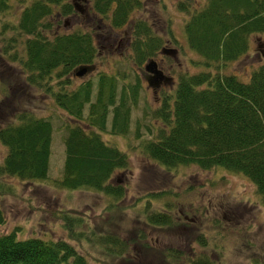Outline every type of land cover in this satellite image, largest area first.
<instances>
[{"label": "trees", "instance_id": "obj_1", "mask_svg": "<svg viewBox=\"0 0 264 264\" xmlns=\"http://www.w3.org/2000/svg\"><path fill=\"white\" fill-rule=\"evenodd\" d=\"M61 1L34 0L21 9L16 23L0 20V34L12 33L2 45L0 76L5 74L4 63L13 61L16 68L15 77H0V143L5 148L0 176L27 180L46 175L51 123L24 106L33 93L40 92L41 98H53L74 122L65 124L62 174L56 184L72 190L89 188L119 200L123 187L111 177L117 169L127 168L128 157L105 143L97 131L105 130L109 111L110 131H126L129 106L136 103L139 85H123L117 91L116 76L107 74L97 80L93 99L89 80L69 88L76 78L74 68L90 64L98 56V48L89 32H55V20L47 17ZM189 5V0L175 2L177 10L188 13L182 25L186 44L200 57L198 64L208 70L179 77L171 106L167 107L166 101L156 111L167 129L159 131L156 140L146 141L144 151L164 168L194 164L202 169L218 166L239 172L254 184L264 201V61L251 71L247 81L218 70L247 53L251 35L264 37V0H202L201 6L193 9ZM8 7L9 0H0V13ZM60 7L63 14L71 10L68 3ZM138 7L140 0H93L96 14L118 28ZM154 34L146 19H133L130 61L134 65H140L159 47L161 41ZM16 40L19 48L15 49ZM212 67L218 71L211 73ZM4 219L0 206V225ZM78 220L62 216L66 233L80 237L82 232L73 226ZM146 222L148 226L167 227L171 219L154 212ZM109 239L106 236L107 242ZM197 244L204 247L203 238L197 239ZM209 262L200 258L190 261ZM0 264L87 262L66 240L18 239L10 231L0 234Z\"/></svg>", "mask_w": 264, "mask_h": 264}, {"label": "rangeland", "instance_id": "obj_2", "mask_svg": "<svg viewBox=\"0 0 264 264\" xmlns=\"http://www.w3.org/2000/svg\"><path fill=\"white\" fill-rule=\"evenodd\" d=\"M32 1L9 0V7L0 13V20L16 23L21 9ZM73 1L79 6L83 4L82 0H63L52 7V14L47 19L52 21L59 15V23L68 21L66 29L55 31L57 33L79 30L89 32L94 38L91 30L81 28V15L61 12L62 3L71 6ZM175 2L140 0L141 7L137 8L138 12L130 14L128 25L122 26L116 40L122 41V32H128L130 22L142 12L149 29L161 41L155 53L148 58L159 62L172 76L169 90L172 94L181 75L205 70L198 64L200 57L188 48L182 31L188 13L177 10ZM189 2L190 9L199 8L202 4V0ZM87 3L93 5V0ZM94 18L97 20L95 15ZM96 33L104 36L106 29L101 27ZM11 36L8 30L6 35L0 34V54L3 56L2 45ZM14 44L15 49L19 48L18 40ZM109 47L100 49V55L90 63L94 70L73 79L69 88L89 80L93 99L101 75H115L117 91L137 80L136 103L129 104L126 131L121 134L110 131V111L106 116L105 130L97 131L105 143L128 157L127 168L113 173L114 182L123 187V196L114 200L101 193H88L92 192L89 188L72 190L56 185L62 174L65 124L74 122L53 98H41L40 92L33 93L31 101L24 106L33 115L48 119L52 127L47 172L42 179L26 181L0 176L3 184L0 187V206L5 217L0 225V234L14 231L18 239L66 240L85 257L87 264H192L189 260L197 258L208 259L209 264H264V201L254 184L241 173L218 166L202 169L188 164L164 168L150 159L143 146L146 141L157 139L160 125L153 127L150 124L157 115L154 112V94L139 77L138 66L130 61L131 47L126 45L117 49V42ZM162 47H172L176 53L172 56L162 54ZM261 52L264 53V37L253 34L247 53L218 70L247 81L251 71L264 61V56L259 54ZM9 62L4 63L7 68L0 77H15V67H12L15 62ZM214 69L210 68V72L218 71ZM4 150L0 143V162ZM154 212L166 214L171 219L170 225L150 227L146 225L149 223L144 224L143 221H147ZM65 214L80 219L73 222L74 229L82 232L80 237L64 230L62 216ZM106 236L110 237L108 242ZM198 236L205 243L202 248L197 244Z\"/></svg>", "mask_w": 264, "mask_h": 264}, {"label": "flooded vegetation", "instance_id": "obj_3", "mask_svg": "<svg viewBox=\"0 0 264 264\" xmlns=\"http://www.w3.org/2000/svg\"><path fill=\"white\" fill-rule=\"evenodd\" d=\"M88 0H82L83 4L81 6H79L78 4H76L75 1L72 2L71 4V10L68 12L69 14H73L74 16L76 15H81L82 19L80 20V24H81V28H88L89 30H91L94 33V38L96 40V44H97V48H98V55H100V49H110L113 43L117 42L118 43V47H125L127 45L131 47V29H132V23L133 20L130 22V26L128 28V32L126 30H124L122 33L124 35V38H122V41L117 40V35L118 32H120L122 29V26H125L126 24L128 25V21L125 22L121 27H112L110 25V23L108 22V19L102 16H98L96 14V12L94 11L93 5H89L87 3ZM138 12V11H137ZM94 15L97 17V20L94 18ZM143 13L140 12V15L142 18L144 16H142ZM59 15H56L55 18V30H65L66 26L68 24L67 20H63L62 22L59 23ZM96 20V22H95ZM104 28L106 29V34L103 35H99L98 33H96V31L98 32L100 29ZM96 33V34H95ZM93 38V40H94ZM98 38H101L102 40H99ZM122 42V43H121ZM263 53V52H262ZM148 59H146L145 61H147ZM155 61V60H154ZM143 63V62H142ZM141 63V64H142ZM134 65V64H133ZM144 64L142 65H138L137 70H138V74L139 77H141V79L144 82V85H146L147 88H149L152 93L154 94L155 97V101H156V109H155V113L157 114L156 111H160L161 106L167 101V107H170L172 103H169V99L173 96L172 93H169V90L171 89V84H172V79H171V75H169V73H167V71H165V68L157 61H155L154 65H150L149 66V71L145 70L143 67ZM88 66L92 67V69L87 72L91 73L94 70V65L93 64H89ZM136 66V65H134ZM86 74V73H85ZM84 74V75H85ZM160 76L162 77L161 80H159L156 76ZM151 126L156 127L157 124L159 125V130H163L166 129V123H164L163 119L157 114L156 118L154 119V121H152ZM180 212V211H179ZM183 217H186L185 215H183ZM148 225V224H146ZM178 227H180V225L178 224ZM183 228V227H180ZM194 233H192L193 235Z\"/></svg>", "mask_w": 264, "mask_h": 264}, {"label": "water", "instance_id": "obj_4", "mask_svg": "<svg viewBox=\"0 0 264 264\" xmlns=\"http://www.w3.org/2000/svg\"><path fill=\"white\" fill-rule=\"evenodd\" d=\"M161 52L164 53V54H174L175 53V50L172 49V48H163L161 49ZM155 62L153 60H149L147 63H145V65L143 66L145 70L149 71V66L150 65H154ZM92 69V67L88 66V65H79L77 66L74 70H73V75L74 76H78V77H81L83 76L85 73L89 72L90 70ZM159 80L162 79V77L160 76H156Z\"/></svg>", "mask_w": 264, "mask_h": 264}, {"label": "crops", "instance_id": "obj_5", "mask_svg": "<svg viewBox=\"0 0 264 264\" xmlns=\"http://www.w3.org/2000/svg\"><path fill=\"white\" fill-rule=\"evenodd\" d=\"M88 193H93V192H88Z\"/></svg>", "mask_w": 264, "mask_h": 264}]
</instances>
